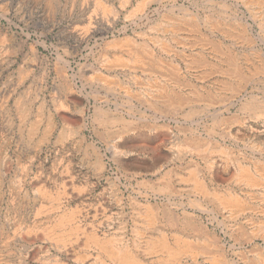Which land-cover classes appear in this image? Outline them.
<instances>
[{"label":"rangeland","instance_id":"obj_1","mask_svg":"<svg viewBox=\"0 0 264 264\" xmlns=\"http://www.w3.org/2000/svg\"><path fill=\"white\" fill-rule=\"evenodd\" d=\"M263 4L0 0L8 185L34 188L49 170L57 178L88 173L89 196L115 197L123 216L66 205L58 190L56 214L43 224L10 233L0 218V254L12 235L21 264H264ZM175 170L186 177L166 192L161 176ZM134 203L147 207V225ZM50 242L58 249L42 251Z\"/></svg>","mask_w":264,"mask_h":264},{"label":"crops","instance_id":"obj_2","mask_svg":"<svg viewBox=\"0 0 264 264\" xmlns=\"http://www.w3.org/2000/svg\"><path fill=\"white\" fill-rule=\"evenodd\" d=\"M130 130V129H129ZM130 132V131H129ZM122 133H125L122 131ZM132 169L137 170V164L133 163ZM128 166H132L130 163ZM195 169V167H194ZM197 169V168H196ZM47 173L38 177L37 185L34 188L27 189L21 186L8 185V176L2 169L0 170V177H2V184L0 186V218L5 216V225L10 233L18 232L20 227L25 229L28 223L40 222L47 218L51 219L55 216L57 210V203L55 194L57 191H62L67 196L64 198V203L72 205L74 202L76 207L81 209L90 210L91 213H96L98 216L104 214L102 208H108L114 213V219H123L122 213L118 212L120 208L117 206V199L115 197L104 196L98 198V196H89L92 193L94 187L90 186L92 181L91 175L88 173H70L63 177H59L53 174L50 170ZM76 174V175H75ZM163 181L161 182L162 189L166 192H173L178 179L184 180L186 175L180 173L178 170L174 171L172 175H162ZM192 184L188 185L190 189H194L198 185V178L193 177ZM62 182V184H60ZM197 185H196V183ZM60 184V185H59ZM150 190V188H148ZM97 194V192H95ZM106 195V194H104ZM135 212V217L143 218L145 224H148L149 214L145 205L134 203L131 205ZM93 209H88V208ZM117 207V208H116ZM109 215V213H107ZM125 219V218H124ZM146 224V225H147ZM177 225V223H173ZM17 235V234H15ZM16 237V236H14ZM7 241V248L4 246L1 251V264H21L22 247H18L19 238L12 239V235L3 238L2 241ZM42 240L47 241V239ZM86 243V240H84ZM42 251L48 250V252L56 251L58 246L53 242L42 245Z\"/></svg>","mask_w":264,"mask_h":264},{"label":"bare ground","instance_id":"obj_3","mask_svg":"<svg viewBox=\"0 0 264 264\" xmlns=\"http://www.w3.org/2000/svg\"><path fill=\"white\" fill-rule=\"evenodd\" d=\"M39 1V0H38ZM50 1V0H49ZM55 1V0H54ZM131 1V0H130ZM134 1V0H133ZM189 1V0H188ZM111 2V1H110ZM137 2V1H136ZM257 2V1H256ZM38 3V2H37ZM126 3H128L127 1H126ZM144 3V2H143ZM142 2L140 3V4H143ZM253 3V2H252ZM51 4V3H50ZM54 4V3H53ZM56 4H58V3H56ZM130 4H131V2H130ZM180 4V3H179ZM257 4H258V2H257ZM260 4V3H259ZM41 5V4H40ZM44 5V4H43ZM47 5V4H46ZM76 5V4H75ZM84 5H85V3H84ZM87 5V4H86ZM183 5V4H182ZM191 5V4H190ZM252 5V4H251ZM253 5H254V3H253ZM256 5V4H255ZM264 5V4H263ZM56 6V5H55ZM79 6V5H78ZM110 6V5H109ZM115 6V5H114ZM188 6V5H187ZM257 6V5H256ZM262 5L260 4L259 5V7H261ZM46 7V6H45ZM48 7V6H47ZM51 7H52V5H51ZM87 7V6H86ZM89 7V6H88ZM113 7V6H112ZM118 7V6H117ZM121 7V6H120ZM142 7V6H141ZM50 8V7H49ZM48 8V9H49ZM55 8V7H54ZM62 8V7H61ZM64 8H66V7H64ZM74 8V7H73ZM76 8V7H75ZM104 8V7H103ZM124 8V7H123ZM258 8V7H257ZM262 8V7H261ZM264 8V7H263ZM41 9V8H40ZM47 9V10H48ZM81 9V8H80ZM85 9V8H84ZM83 9V10H84ZM101 9V8H100ZM100 9H98V11H100ZM109 9H110V7H109ZM118 9V8H117ZM125 9V8H124ZM128 9V8H127ZM255 9V8H254ZM45 10V9H44ZM46 10V11H47ZM75 10V9H74ZM77 10V9H76ZM90 10V9H89ZM104 10V9H103ZM121 10V9H120ZM180 10V9H179ZM257 10V9H256ZM56 11H58V10H56ZM55 10H54V12H56ZM60 11V10H59ZM63 11H65V10H63ZM107 11V10H106ZM119 11V10H118ZM147 11V10H146ZM259 11V10H258ZM71 12V11H70ZM87 12V11H86ZM101 12V11H100ZM261 12V11H260ZM64 13V12H63ZM72 13V12H71ZM89 13V12H88ZM87 13V14H88ZM110 13H111V11H110ZM122 13V12H121ZM131 13H133V12H131ZM131 13H129V14H131ZM146 13V12H145ZM186 13V12H185ZM196 13V12H195ZM256 13H259V12H256ZM262 13V12H261ZM261 13H260V16H261ZM68 14V13H67ZM93 14V13H92ZM97 14V13H96ZM105 14H107V16H109L108 15V13H105ZM245 14V13H244ZM70 15V14H69ZM73 15V14H72ZM78 15V14H77ZM80 15V14H79ZM90 15V14H89ZM100 15V14H99ZM112 15V13L110 14V16ZM128 15V14H127ZM189 15V14H188ZM191 16H192V14H190ZM51 16H53V18H54V15L53 14H51ZM63 16H65V15H63ZM62 16V17H63ZM85 16V15H84ZM83 16V17H84ZM92 16H94V15H92ZM117 16V15H116ZM133 16V15H132ZM146 16V15H145ZM187 16V15H186ZM75 17H76V13H75ZM79 17V16H78ZM113 17H115L114 15H113ZM183 17H185V16H183ZM195 17V16H194ZM46 18V17H45ZM79 18H81V17H79ZM93 18V17H92ZM101 18H102V16H101ZM108 18V17H107ZM127 18V20H128V17H125V19ZM191 18V17H190ZM59 19V18H58ZM71 19V18H70ZM83 19V18H82ZM86 19V18H85ZM137 19V18H136ZM197 19V18H196ZM199 19V18H198ZM57 20V19H56ZM62 20V19H61ZM64 20V19H63ZM67 20H68V18H67ZM78 20H80V19H78ZM93 20V19H92ZM106 20V19H105ZM122 20V19H121ZM185 20V19H184ZM207 20V19H206ZM42 21V20H41ZM77 21V20H76ZM103 21V20H102ZM108 21H109V19H108ZM111 21V20H110ZM113 21H115V18L113 19ZM183 21V20H182ZM49 22V21H48ZM63 22V21H62ZM91 22V21H90ZM106 22V21H105ZM177 22V21H176ZM184 22V21H183ZM199 22V21H198ZM208 22V21H207ZM79 23V22H78ZM84 23V22H83ZM91 23H93V22H91ZM103 23V22H102ZM119 23V22H118ZM130 23V22H129ZM180 23H181V21H180ZM216 23V22H215ZM222 23V22H221ZM70 24V23H69ZM75 24V23H74ZM88 24V23H87ZM86 24V25H87ZM107 24V23H106ZM122 24H123V20H122ZM212 24V23H211ZM51 25V24H50ZM78 25H82V24H78ZM85 25V26H86ZM96 25V24H95ZM109 25H111V24H109ZM124 25H126L125 23H124ZM205 25V24H204ZM225 25V24H224ZM237 25V24H236ZM76 26V25H75ZM170 26V25H169ZM178 26V25H177ZM182 26V25H181ZM185 26V25H184ZM201 26V25H200ZM206 26H208V25H206ZM52 27V26H51ZM87 27V26H86ZM94 27V26H93ZM92 27V28H93ZM116 27V26H115ZM122 27H123V25H122ZM183 27V26H182ZM195 27V26H194ZM226 27V26H225ZM85 28V27H84ZM109 28V27H108ZM127 28V27H126ZM184 28V27H183ZM207 28V27H206ZM217 28V27H216ZM236 28V27H235ZM89 29H91V27H89ZM111 29V28H110ZM168 29H170V28H168ZM176 29V28H175ZM178 29V28H177ZM194 29V28H193ZM208 29V28H207ZM211 29V28H210ZM221 29V28H220ZM227 29V28H226ZM231 29V28H230ZM65 30V29H64ZM76 30V29H75ZM86 30H88V29H86ZM92 30V29H91ZM99 30V29H98ZM120 30V29H119ZM124 30V29H123ZM164 30H165V28H164ZM195 30V29H194ZM200 30V29H199ZM216 30V29H215ZM228 30V29H227ZM79 31V30H78ZM88 31H90V30H88ZM101 31V30H100ZM100 31H97V32H100ZM106 31V30H105ZM168 31V30H167ZM213 31V30H212ZM226 31V30H225ZM64 32V31H63ZM70 32V31H69ZM112 32V31H111ZM178 32V31H177ZM192 32V31H191ZM228 32V31H227ZM233 32V31H232ZM76 33V32H75ZM90 33V32H89ZM171 33V32H170ZM185 33V32H184ZM201 33H202V31H201ZM205 33V32H204ZM207 33V32H206ZM231 33V32H230ZM59 34V33H58ZM65 34V33H64ZM77 34V33H76ZM75 34V35H76ZM100 34V33H99ZM98 34V35H99ZM182 34V33H181ZM223 34V33H222ZM222 34H220V35H222ZM177 35V34H176ZM207 35V34H206ZM227 35V34H226ZM57 36V35H56ZM62 36V35H61ZM65 36V35H64ZM69 36V35H68ZM103 36V35H102ZM106 36H108L107 34H106ZM105 36V37H106ZM114 36V35H113ZM187 36V38H188V35H186ZM192 36V35H191ZM195 36V35H194ZM210 36V35H209ZM213 36V35H212ZM215 36V35H214ZM49 37V36H48ZM94 37V36H93ZM97 37V36H96ZM112 37V36H111ZM169 37V36H168ZM175 37V36H174ZM206 37V36H205ZM66 38V37H65ZM68 38V37H67ZM70 38V37H69ZM99 38V37H98ZM102 38V37H101ZM186 38V39H187ZM191 38V37H190ZM193 38H196V37H193ZM90 39V38H89ZM104 39V38H103ZM113 39V38H112ZM164 39V38H163ZM166 39V38H165ZM168 39V38H167ZM180 39V38H179ZM213 39V38H212ZM234 39V38H233ZM236 39V38H235ZM80 40V39H79ZM82 40V39H81ZM96 40V39H95ZM175 40V39H174ZM177 40V39H176ZM185 40V39H184ZM194 40V39H193ZM203 40V39H202ZM209 40V39H208ZM44 41V40H43ZM98 41V40H97ZM180 41H181V39H180ZM210 41V40H209ZM62 42V41H61ZM113 42H114V40H113ZM120 42V41H119ZM174 42V41H173ZM189 42V41H188ZM214 42V41H213ZM240 42V41H239ZM74 43V42H73ZM79 43V42H78ZM77 43V44H78ZM86 43H88V40H87V42ZM111 43V42H110ZM159 43V42H158ZM157 43V44H158ZM161 43V42H160ZM168 43V42H167ZM202 43H204V42H202ZM208 43V42H207ZM216 43V42H215ZM223 43V42H222ZM59 44H61V43H59ZM100 44V43H99ZM125 44V43H124ZM157 44H155V45H157ZM169 44V43H168ZM217 44V43H216ZM67 45H68V43H67ZM70 45V44H69ZM81 45V44H80ZM85 45H87V44H85ZM131 45V44H130ZM210 45V44H209ZM65 46V45H64ZM75 46V45H74ZM129 46V45H128ZM132 46V45H131ZM161 46V45H160ZM212 46V45H211ZM222 46V45H221ZM67 47V46H66ZM70 47V46H69ZM84 47V46H83ZM106 47V46H105ZM136 47V46H135ZM157 47H158V45H157ZM205 47V46H204ZM114 48V47H113ZM116 48V47H115ZM193 48V47H192ZM201 48V47H200ZM223 48H224V46H223ZM34 49V48H33ZM102 49V48H101ZM190 49V48H189ZM188 49V50H189ZM204 49V48H203ZM70 50V49H69ZM78 50V49H77ZM162 50V49H161ZM164 50V49H163ZM182 50H183V48H182ZM226 50V49H225ZM56 51V50H55ZM79 51H81V50H79ZM92 51V50H91ZM99 51V50H98ZM107 51V50H106ZM116 51V50H115ZM93 52H94V50H93ZM118 52V51H117ZM146 52V51H145ZM201 52V51H200ZM213 52V51H212ZM223 52V51H222ZM58 53V52H57ZM96 53V52H95ZM108 53V52H107ZM205 53V52H204ZM203 53V54H204ZM225 53V52H224ZM73 54H74V52H73ZM98 54V53H97ZM110 55H111V53H109ZM256 54V53H255ZM61 55V54H60ZM103 55V54H102ZM115 55V54H114ZM195 55V54H194ZM212 55V54H211ZM219 55V54H218ZM233 55V54H232ZM258 56L257 57H259V54H257ZM58 56V55H57ZM126 56V55H125ZM160 56V55H159ZM189 56H191V55H189ZM235 56V55H234ZM31 57V56H30ZM59 57V56H58ZM57 57V58H58ZM61 57V56H60ZM59 57V58H60ZM111 57V56H110ZM182 57H183V55H182ZM195 57H197V56H195ZM194 57V58H195ZM201 57V56H200ZM206 57V56H205ZM220 57V56H219ZM106 58H108V57H106ZM188 58H190V57H188ZM94 59H95V57H94ZM102 59V58H101ZM159 59V58H158ZM182 59V58H181ZM200 59V58H199ZM203 59H205V58H203ZM260 59V58H259ZM97 60H98V56H97ZM213 60V59H212ZM244 60V59H243ZM64 61H66V60H64ZM83 61V60H82ZM94 61V60H93ZM114 61V60H113ZM157 61V60H156ZM185 61V60H184ZM189 61V60H188ZM216 61V60H215ZM227 61V60H226ZM68 62V61H67ZM95 62V61H94ZM106 62V61H105ZM109 62V61H108ZM155 62V61H154ZM219 62V61H218ZM77 63H79V62H77ZM84 63H85V61H84ZM87 63V62H86ZM197 63V62H196ZM202 63V62H201ZM211 63V62H210ZM220 63V62H219ZM244 63V62H243ZM251 63V62H250ZM254 63V62H253ZM83 64V63H82ZM81 64V65H82ZM189 64V63H188ZM205 64V63H204ZM223 64V63H222ZM255 64V63H254ZM93 65V64H92ZM107 65V64H106ZM192 65V64H191ZM233 65H235V64H233ZM184 66V65H183ZM197 66V65H196ZM202 66V65H201ZM240 66V65H239ZM117 67V65L115 66V68ZM120 67V66H119ZM226 67V66H225ZM231 67V66H230ZM246 67V66H245ZM261 67V66H260ZM81 68V67H80ZM109 68V67H108ZM107 68V69H108ZM195 68V67H194ZM203 68V67H202ZM201 68V69H202ZM219 68V67H218ZM228 68V67H227ZM236 68V67H235ZM240 68V67H239ZM262 68V67H261ZM186 69V68H185ZM199 69V68H198ZM75 70V69H74ZM104 70V69H103ZM116 70V69H115ZM114 70V71H115ZM229 70H231V69H229ZM234 70V69H233ZM242 70H243V68H242ZM248 70V69H247ZM252 70V69H251ZM256 70V69H255ZM89 71H90V69H89ZM226 71V70H225ZM250 71V70H249ZM95 72H96V70H95ZM117 72V71H116ZM115 72V73H116ZM189 72V71H188ZM205 72H208V71H205ZM210 72V71H209ZM224 72V71H223ZM248 72V71H247ZM97 73V72H96ZM104 73V72H103ZM212 73V72H211ZM257 73V72H256ZM108 74V73H107ZM111 74V73H110ZM200 74V73H199ZM227 74V73H226ZM77 75V74H76ZM97 75H98V73H97ZM97 75L95 74V76L97 77ZM99 75H101V74H99ZM112 75V74H111ZM119 75V74H118ZM176 75V74H175ZM222 75V74H221ZM224 75V74H223ZM102 76V75H101ZM218 76V75H217ZM98 77H100V76H98ZM104 77H106V76H104ZM212 77V76H211ZM174 78V77H173ZM213 78V77H212ZM234 78V77H233ZM232 78V79H233ZM238 78V77H237ZM248 78V77H247ZM105 79V78H104ZM219 79V78H218ZM221 79V78H220ZM227 79V78H226ZM102 80V79H101ZM202 80V79H201ZM205 80H206V78H205ZM208 80V79H207ZM224 80V79H223ZM230 80V79H229ZM103 81V80H102ZM107 81H110V80H107ZM178 81H180V80H178ZM219 81V80H218ZM239 81V80H238ZM113 82H115V81H113ZM217 82V81H216ZM220 82V81H219ZM249 82V81H248ZM106 83V82H105ZM243 83V82H242ZM247 83V82H246ZM104 84V83H103ZM221 84V83H220ZM242 85V84H241ZM244 85V84H243ZM104 86V85H103ZM110 86V85H109ZM235 87V86H234ZM106 88V87H105ZM116 88V87H115ZM237 88V87H236ZM246 88V87H245ZM200 92V91H199ZM165 93V92H164ZM202 94V93H201ZM233 95V94H232ZM162 96V95H161ZM255 96V95H254ZM171 97V96H170ZM235 97V96H234ZM241 97V96H240ZM253 97V96H252ZM183 98V97H182ZM192 98V97H191ZM250 98V97H249ZM196 99V98H195ZM241 99V98H240ZM250 99H252V98H250ZM257 99V98H256ZM235 100V99H234ZM165 101V100H164ZM168 101V100H167ZM177 101V100H176ZM188 101V100H187ZM250 101V100H249ZM248 101V102H249ZM148 103H150V100H148L147 101ZM162 102V101H161ZM175 102V101H174ZM108 103V102H107ZM161 104H163V103H161ZM253 104V103H252ZM114 106V105H113ZM169 106V105H168ZM177 106V105H176ZM263 106V105H262ZM107 107H108V105H107ZM116 107V106H115ZM173 107V106H172ZM248 107V106H247ZM113 108V107H112ZM111 108V109H112ZM118 109V108H117ZM110 110V109H109ZM240 112V111H239ZM243 113V112H242ZM115 114V113H114ZM241 114V113H240ZM111 115V114H110ZM113 115V114H112ZM111 115V116H112ZM118 115V114H117ZM98 118V117H97ZM109 118V117H108ZM113 118V117H112ZM107 123V122H106ZM106 123H104V124H106ZM52 125V124H51ZM52 127V126H51ZM36 128V127H35ZM51 129V128H50ZM49 129V130H50ZM44 132H45V130H44ZM46 134V133H45ZM47 134H49V133H47ZM111 134V133H110ZM50 136V135H49ZM111 136V135H110ZM120 137V136H119ZM116 139H118V138H116ZM109 140V139H108ZM107 140V141H108ZM194 140V139H193ZM116 141V140H115ZM112 143H113V141H112ZM116 143V142H115ZM115 147V146H114ZM118 147V146H117ZM115 150H116V148H115ZM120 153V152H119ZM208 247V246H207ZM166 250V249H165Z\"/></svg>","mask_w":264,"mask_h":264}]
</instances>
